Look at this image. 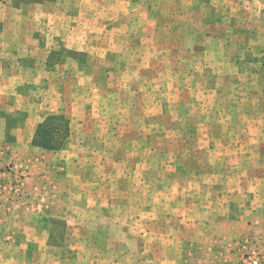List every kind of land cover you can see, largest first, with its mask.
<instances>
[{
    "label": "rangeland",
    "instance_id": "1",
    "mask_svg": "<svg viewBox=\"0 0 264 264\" xmlns=\"http://www.w3.org/2000/svg\"><path fill=\"white\" fill-rule=\"evenodd\" d=\"M0 208V264H264V0H0Z\"/></svg>",
    "mask_w": 264,
    "mask_h": 264
},
{
    "label": "crops",
    "instance_id": "2",
    "mask_svg": "<svg viewBox=\"0 0 264 264\" xmlns=\"http://www.w3.org/2000/svg\"><path fill=\"white\" fill-rule=\"evenodd\" d=\"M0 222H3V221H5V220H7L8 218H10V217H7V215H4L3 214V208H0ZM7 218V219H6ZM218 238V237H217ZM226 258V257H225ZM225 261V260H224ZM223 261H221V263H222ZM201 264H215V261H214V258H209L208 260H204Z\"/></svg>",
    "mask_w": 264,
    "mask_h": 264
},
{
    "label": "built area",
    "instance_id": "3",
    "mask_svg": "<svg viewBox=\"0 0 264 264\" xmlns=\"http://www.w3.org/2000/svg\"><path fill=\"white\" fill-rule=\"evenodd\" d=\"M246 263L247 264H262V259H261V257H256L254 255H251V256H249V258H248Z\"/></svg>",
    "mask_w": 264,
    "mask_h": 264
}]
</instances>
